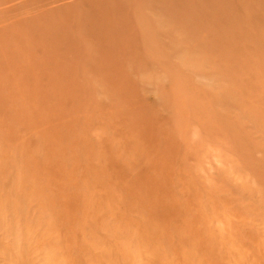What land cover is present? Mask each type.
I'll use <instances>...</instances> for the list:
<instances>
[{
    "label": "rangeland",
    "instance_id": "374dc122",
    "mask_svg": "<svg viewBox=\"0 0 264 264\" xmlns=\"http://www.w3.org/2000/svg\"><path fill=\"white\" fill-rule=\"evenodd\" d=\"M55 11L0 14V264H264V0Z\"/></svg>",
    "mask_w": 264,
    "mask_h": 264
},
{
    "label": "bare ground",
    "instance_id": "6f19581e",
    "mask_svg": "<svg viewBox=\"0 0 264 264\" xmlns=\"http://www.w3.org/2000/svg\"><path fill=\"white\" fill-rule=\"evenodd\" d=\"M14 1L15 0H0V6L3 7V8H0L1 17H3V16H4V18L10 17L9 19H15V20H18L19 18H17V17H21V16H24V17L29 16L31 19L32 18H38L43 13H45L47 15V14H49L50 12H52L54 10H56L55 12H57V10L62 9V7L64 5L68 4L70 0H21L19 2H14ZM22 8H24V9L26 8V11L18 12L19 14L15 13L16 11H18L19 9H22ZM29 9H31V10H29ZM59 13L62 14L63 11H59ZM4 18L2 19V21L5 20ZM22 19L23 18L19 19L17 21V23L21 22ZM8 40H13L14 42H16V41L21 42V41H24L25 38H21V37H11L10 38L9 36H0V56L5 60V62H8L9 64H11V66L9 68H7V69L10 70V71H8L9 74H14L15 73L14 71L18 69V66H16V65H18L19 62H20V61H16L13 64L14 58L17 56L16 55V49L19 50V48L12 47L7 42ZM19 57H20V55H19ZM26 57L28 58V56H26ZM12 66H13V68H12ZM2 70H6V69H2ZM7 88H8V86L5 85V84H3V86L0 85V92H5L7 90ZM34 158L37 161L39 157L34 156ZM7 161H9V160H7ZM10 162L11 161H9V163ZM33 168L37 170L36 166H34ZM52 199H54V198H52ZM70 211L73 212L74 208L72 210H70ZM81 212L82 211H80V207H76L74 214L77 215V216H80V218H81V215H80ZM205 222L207 223L206 220H205ZM75 225L73 226V225L69 224V226L67 225L63 229L56 227V231L59 230V231L63 232L65 235H67L69 232H74L75 233L76 230L74 231V230L71 229V228L75 227ZM20 229H22V228H20ZM54 229H55V226H54ZM107 230H110V229L107 228L105 231H107ZM207 231L213 232V230L210 229L209 227H208ZM70 237L71 236L63 237L64 240L65 239L67 240V242H64L67 245V247L68 246H72V245L69 244V243L72 242ZM27 245L28 244L25 243L24 246L27 247ZM26 247H24L25 250H26ZM21 256L22 255H20V257ZM46 258H47L46 260H47L48 264H53V260H54L53 259V255H47Z\"/></svg>",
    "mask_w": 264,
    "mask_h": 264
}]
</instances>
